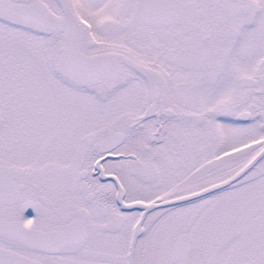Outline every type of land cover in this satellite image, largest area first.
Returning <instances> with one entry per match:
<instances>
[{"label":"snow or ice","instance_id":"obj_1","mask_svg":"<svg viewBox=\"0 0 264 264\" xmlns=\"http://www.w3.org/2000/svg\"><path fill=\"white\" fill-rule=\"evenodd\" d=\"M0 264H264V0H0Z\"/></svg>","mask_w":264,"mask_h":264}]
</instances>
